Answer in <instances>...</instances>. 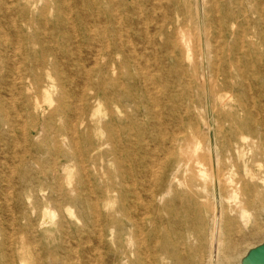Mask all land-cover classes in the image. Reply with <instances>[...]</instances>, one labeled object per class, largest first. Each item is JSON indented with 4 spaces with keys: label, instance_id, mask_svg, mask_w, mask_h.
I'll list each match as a JSON object with an SVG mask.
<instances>
[{
    "label": "bare ground",
    "instance_id": "1",
    "mask_svg": "<svg viewBox=\"0 0 264 264\" xmlns=\"http://www.w3.org/2000/svg\"><path fill=\"white\" fill-rule=\"evenodd\" d=\"M1 198L0 264H241L264 0H0Z\"/></svg>",
    "mask_w": 264,
    "mask_h": 264
},
{
    "label": "water",
    "instance_id": "2",
    "mask_svg": "<svg viewBox=\"0 0 264 264\" xmlns=\"http://www.w3.org/2000/svg\"><path fill=\"white\" fill-rule=\"evenodd\" d=\"M241 264H264V240L246 252Z\"/></svg>",
    "mask_w": 264,
    "mask_h": 264
},
{
    "label": "rangeland",
    "instance_id": "3",
    "mask_svg": "<svg viewBox=\"0 0 264 264\" xmlns=\"http://www.w3.org/2000/svg\"><path fill=\"white\" fill-rule=\"evenodd\" d=\"M0 203L4 204L5 201L1 198V199H0ZM1 226H4V227H3V233H4V234H0V242H2V241L5 242V211L0 209V228H1ZM263 240H264V239H263ZM263 240H262V241H263ZM262 241H261V242H262ZM261 242H260V243H261ZM260 243H258V244H260ZM258 244H256V245H258ZM256 245H255V246H256ZM249 247H250V246H248L247 248H249ZM253 247H254V246H253ZM251 248H252V247H251ZM248 250H249V249H248ZM248 250H247V251H248ZM247 251H246V252H247ZM245 254H246V253H245ZM245 254H244V255H245ZM244 255H243V256H244ZM242 258H243V257H242ZM241 260H242V259H241Z\"/></svg>",
    "mask_w": 264,
    "mask_h": 264
}]
</instances>
